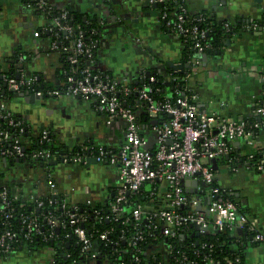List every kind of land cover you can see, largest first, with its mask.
I'll return each mask as SVG.
<instances>
[{"label": "built area", "instance_id": "2783aa9c", "mask_svg": "<svg viewBox=\"0 0 264 264\" xmlns=\"http://www.w3.org/2000/svg\"><path fill=\"white\" fill-rule=\"evenodd\" d=\"M165 1L147 0L146 3L147 6L153 7ZM22 4L42 16L44 22L34 31V36L42 37L47 51L57 53L62 58V67L65 64L67 66L62 72L63 79L59 87L46 91V95L49 97L67 95L92 100L95 109L104 114L108 122L121 120L124 123L125 140L117 151L104 144L92 143L88 148L79 146L72 153L62 154L60 159L62 163H86L88 157L92 156L97 162L116 164L119 183L109 204L110 216L114 221L122 220L123 217L125 218L122 222L129 220V217L125 216L127 212L125 209L129 207L126 206L127 196L140 193L146 183H151L152 188L146 194L151 199L156 198L154 207L146 208L144 203H137L130 206L128 212L134 221V227H139L143 221L147 228H151V224L156 222L153 228L160 229V236L164 239L159 240L157 244L149 245V249L157 251L160 256L165 257L171 253V245L167 243V238L177 236L182 228L188 225L198 226V233L240 229L251 234V240L263 242L264 230L259 227L258 219L241 211L237 202L227 196V189L216 183L212 160L227 156V163L232 170H235L240 162L248 169L264 172V147L251 148L242 154L234 147L237 140L255 147V136L264 131V88L261 100L254 104L251 118L236 119L199 110L196 95L187 87L190 76L202 64V59L198 55L213 48L207 40L205 27V24H211L208 14L189 11L184 0L173 7L170 13L160 11V18L179 38L181 44L191 42L192 53L184 61L187 67L180 72L181 75H168V82L177 84L178 81H182L184 88L177 87L173 95H165L163 99L155 101L149 94L151 91L149 82L154 80L153 76H148L146 80L143 78L140 84H127L93 67L92 64L95 62L93 41L84 40L83 31L70 22L63 7H59V10L52 14L53 5L47 0H32ZM222 27L226 34H230L233 22L224 21ZM259 27L257 21H246L243 24L246 31H254ZM25 58L21 53L17 56V77L8 75L6 68L0 67V88L5 85V89L10 92L30 90L35 95L43 97V92L33 86L37 81L35 75H27L21 70L20 64ZM144 110L148 116L157 117L160 113L167 116L152 127L155 145L151 150L144 147L145 137L141 134L139 114ZM25 129L22 119L15 118L10 110L0 104V158L6 160L17 158L44 164L55 160L48 148L25 152L21 141ZM36 137L39 138V142H48L49 130L43 128ZM259 151H263V156L255 162L253 159ZM50 165L44 169L50 168ZM188 176H194L199 183L203 182L204 185L198 184L195 187L197 194L206 195L208 213L197 210L199 195L194 197L185 191L183 179ZM47 182L52 190L44 196L46 200L42 197H30V201L38 209L44 206L45 201L48 204L55 202L57 197L58 193L54 189L51 175L48 176ZM6 200L7 188L3 186L0 190V254L4 257L13 251L12 244L18 240L19 234L17 230L9 228L13 211ZM61 208L64 209L61 214L64 216L63 220H60L53 210L47 211L44 219L48 228L45 233L41 231L42 225L37 216L21 214L20 224L24 228L21 236L30 239L32 235H42L43 240L47 241L55 237L54 229L65 228L67 229L65 236H73L79 244L80 257H83L85 263L95 264L96 253L83 227L86 216L78 211L77 204H70L64 198L61 201ZM94 213L96 214L94 219L100 217L99 211L94 210ZM142 232L137 230L126 239L129 245L135 247V251H139L136 245L144 238ZM106 237V231L100 234L101 239ZM121 238L125 240L122 234ZM205 247H208V254L203 257L206 260L205 264H220V260L212 258L209 253L212 251V245L203 242L201 248ZM161 248L164 251H161ZM51 250L53 253L51 261L55 264L56 253ZM149 252L148 250L145 255L147 256ZM64 254L68 256V253ZM151 256L154 257V254ZM156 259L160 264L159 257ZM181 259L187 261V256L181 253ZM235 260L238 261L239 258L235 257ZM228 263L231 264V261ZM188 264L195 262L190 260Z\"/></svg>", "mask_w": 264, "mask_h": 264}, {"label": "crops", "instance_id": "0c3cea01", "mask_svg": "<svg viewBox=\"0 0 264 264\" xmlns=\"http://www.w3.org/2000/svg\"><path fill=\"white\" fill-rule=\"evenodd\" d=\"M47 1L56 8L67 7L100 20L102 32L92 65L118 81L140 84L143 78L146 80L148 76H153L149 72L156 69L164 76L165 84L168 85L167 69L181 72L177 65L182 63L185 65L182 71L187 67L181 58L182 44L179 38L170 29L163 27L159 10L148 7L147 0ZM184 1L189 11L204 12L218 20L259 21L260 27L257 30L237 29L226 35L221 53L202 60L201 66L192 73L187 85L188 90L196 95L199 110L236 119L249 118L253 114L254 104L262 98L264 0ZM39 18L41 22H37ZM43 22L44 19L38 12L28 9L20 0H0V66L7 69L9 57L18 48L28 56L23 63L25 74H35L54 86L60 85L62 79L56 75L62 68L60 56L55 52H48L42 37L34 36V31ZM257 31L261 33H256ZM123 51H131L128 59L112 61ZM7 92L5 89V93H0V104L21 117L30 137H36L43 128L51 129L68 150L76 146L88 148L93 143L104 144L117 151L125 140L124 123L121 120L108 122L105 115L95 109L92 100L67 95L40 97L30 91L32 99L37 97L31 103L30 96L20 97L18 92H10L9 96H4ZM141 113L146 112L144 110ZM160 117L148 116L147 123L142 124L144 147L150 150L155 145L152 130L154 124L151 122H159ZM25 139L28 142L29 137L26 136ZM234 147L239 154L251 148H263L264 131L255 136V147H250L242 140L235 141ZM2 159L0 158V183L10 184L17 195L27 200L32 196L42 197L51 192L47 182L49 175L54 189L70 204H106L113 197L119 183L116 164L97 162L92 156L88 159L96 161L94 163L56 162L48 169L35 162L10 163L3 162ZM216 164V183L227 189L249 215L255 216L259 227L264 230V172L248 169L240 162L232 170L225 157L217 159ZM187 189L191 190L187 192L188 195L200 196V208L206 212V195L197 194L192 183ZM144 205L151 208L154 207V202L149 200ZM125 210L129 211L130 206ZM245 234H238L237 230L231 231V235L237 239ZM241 242L243 243V239ZM243 249L244 264H264V243L254 245L247 238ZM161 251H164L163 248ZM52 255V250L46 248L31 252L15 250L0 260L6 264H53ZM25 258L29 260L25 262ZM77 264L91 262L79 261Z\"/></svg>", "mask_w": 264, "mask_h": 264}, {"label": "trees", "instance_id": "16d2710c", "mask_svg": "<svg viewBox=\"0 0 264 264\" xmlns=\"http://www.w3.org/2000/svg\"><path fill=\"white\" fill-rule=\"evenodd\" d=\"M20 1L23 3L32 0H20ZM182 2L183 0H166L164 3H160L156 5V9L159 10V12L165 11L167 13H170L173 10V7L178 6ZM53 8L54 9L52 14L56 13L59 10V8H56L54 6ZM63 8L67 11L70 22H72V24H74L75 26L81 28V30L83 31L84 40L87 42L93 41L92 42L93 51H95L93 58L95 59L96 50L98 48V42H99L98 40L99 37H101V32H102L100 20L92 15H86L84 13L76 12L70 10L67 7H63ZM208 16H209L208 20H210L211 24L209 25L205 24V27H207L206 30L207 40L212 44L213 48L210 50H206L205 53L207 54V56L214 57L215 55L221 53L222 46L224 45L225 37L229 33L226 34L223 31V27H222L224 21L227 20L215 19V17L210 14H208ZM262 18L264 19V16H262ZM245 21L248 20L233 21V30L231 33H234V31L237 29L238 31L243 30L242 24H244ZM161 22L164 28H168L162 19ZM190 47H191L190 41H188L187 43H183L182 45L181 58L183 62L192 53ZM20 53L25 55L26 57L24 60L21 61L20 64V66H22L21 70L24 72L23 63L28 59V56L27 54L16 48L15 51L9 57L8 68L5 69L6 73L10 76L13 77L18 76V71H17L18 68H16V60L18 54ZM66 67L67 66L65 64L60 70L57 71L56 75L59 76L60 79H63L62 72ZM166 71L171 75L172 74L181 75L180 72H173L172 69H167ZM149 73H151V75L154 76V80L152 82H149V85L151 87V91L149 94L151 98L154 99L155 101L163 99L165 95H169V94L173 95L174 89L177 87H180L181 89L184 88V84L182 81H178L177 84L175 82H169L168 85L165 84L164 76L160 74V72L157 71L156 69H152ZM35 77L37 81H35L33 86L35 89L43 92V97H49L46 95V91L59 87V85L54 86L53 84L47 81H43L42 78L41 77L38 78L37 75H35ZM262 88H264V81ZM11 93L10 91H8L4 96H9ZM13 116L15 118H21L14 113ZM157 117L158 118L160 117V121L167 118V116L163 113L158 114ZM139 121L141 123V126L142 124H146L148 121L147 114L140 113ZM24 125L26 129L24 133H22L21 135V141L24 144L25 152H31L35 150L48 148L50 149L51 153L54 155L56 162H60L62 154L70 153V152L72 153L76 151V149L78 148L76 146L68 150L67 146L56 138V135L53 133L51 129H48L50 140L48 142H39L38 137L29 136L26 123H24ZM141 134L143 135L142 128H141ZM26 136L29 137L28 142H26L25 139ZM232 154H234V152ZM262 156H263V151L257 152L255 154V158L253 159V161L256 162ZM31 162H35L38 166L42 168H47V165L51 164L50 162L46 164L37 161H31ZM3 186L7 188L6 202L8 203L9 207L12 208L13 211V216L10 218L9 228L15 229L19 233L18 240L12 244L11 249L13 251L26 250L31 252L33 250H37L41 248L53 249L56 253L55 264H77L79 261L85 262L84 259H82L83 257H80L81 256L80 246L78 243H76V239L73 236L71 237L65 236V233L67 232V229L65 228L63 229L58 228V231L57 228L54 229L53 232L55 237L52 240L49 239L47 241L43 240L42 235H32L30 239H25L23 236H21V234L24 232V228H22L19 219V216L21 214H25L29 216H33V215L37 216L42 225L41 231L43 233H45L46 229L48 228L46 221L44 219V216L46 215L48 210H53L54 214L58 216L60 220H63L64 216L61 215L64 210L61 208V201L63 200L62 195L58 193L57 197L55 198V202L48 204L45 201L44 206L38 209L35 206V204L30 200L24 199L19 195L14 196V194L16 193L12 190L10 184L0 183V190ZM145 186L146 187L148 186L147 190H145L146 189ZM151 188H152V184L146 183L141 189L142 192H145L144 194L141 191L138 194H134V195L129 194L127 196L128 202L126 203V206H133L134 204L137 203L140 204H143L145 202L148 203L149 200H152V202H154L156 198L151 199L146 194V192H148V190H150ZM227 196L231 198L233 201H235L229 193L227 194ZM42 198L46 200V197L42 196ZM111 201L112 198L106 204H94V205L77 204L79 207L78 211L86 216V220L83 222V227L86 229V234L87 236H89V238L92 241V249L96 253L95 264H121V262H123V264H159L158 259H156L157 257H159L160 264H188V261L190 260H193L195 264H205L206 260L203 257L204 255L208 254V247L201 248V244L203 242H207V244L212 245V249H211L212 251L209 253L212 258L219 259L220 264H229L228 261H231V264H244L243 246L244 243L247 241V238L250 239V242L254 245L258 243H264V240L263 242H256L251 240V234L249 233H246L244 236H238L239 238L237 239L235 236H232L231 231L228 230L198 233L197 231L194 230L192 226L188 225L182 228V230L177 234V236L167 238L166 240L167 243H170L171 245V253H169L168 255L166 254L165 257L160 256L157 251H151V249H149V245L153 243L157 244L159 243L158 242L159 240L164 239L163 236H160L161 235L159 233L160 229L153 228V224L156 222L151 224L152 225L151 228H147V226L144 225L145 222L143 221L140 222L139 227H134V221L129 216L128 211L125 213V216L129 217V220L127 222H122V220L125 217H123L122 220L114 221L110 216V212H109V207H110L109 204ZM237 204L239 205V209L241 211L247 213L246 209H244L238 202ZM94 210L99 211L98 215L100 217L94 219V216H96ZM105 216H107V218ZM137 230H142L143 231L142 235L144 237L143 240H141L140 243L136 245L139 251H135L134 250L135 247L129 245L128 242L126 241V239H129ZM104 231H106L107 237L105 239H101L100 234ZM121 234L125 240L121 238ZM242 239H243V243L241 242ZM148 250L150 252L146 256L145 254L148 252ZM64 253H68V256H66ZM181 253H184L187 256V261H182ZM151 254H154V257L151 256ZM235 257H238L239 260L236 261ZM0 258H4V256L0 254ZM135 258H137V260H135Z\"/></svg>", "mask_w": 264, "mask_h": 264}, {"label": "water", "instance_id": "95a60500", "mask_svg": "<svg viewBox=\"0 0 264 264\" xmlns=\"http://www.w3.org/2000/svg\"><path fill=\"white\" fill-rule=\"evenodd\" d=\"M153 7L154 8H156V5H153ZM260 31H257L256 33H259ZM261 33V32H260ZM198 57H200V58H202V60H206L207 59V54L206 53H203V54H199L198 55ZM173 66L172 67H175V65L174 64H172ZM184 64L182 63V64H179V65H177V67H179L180 69H181V72H182V70H183V68H184ZM147 75H148V73H147ZM38 78H39V76H38ZM5 85H3V88H2V90L0 91V93L1 94H3V93H5ZM20 97H24V96H30V102L31 103H34L36 100H37V97L35 98V99H32V96L31 95H33V94H31V92H30V90H22V91H20V92H18L17 93ZM39 98V97H38ZM152 124H157L158 123V121L157 120H153L152 122H151ZM225 158H227V156H225ZM2 161L3 162H10V163H13V162H16V163H18V162H21V161H25L24 159H17V158H15L14 160H6L5 158H3L2 159ZM87 162L88 163H94V162H96V161H93V160H87ZM50 163L52 164V165H54V164H56V161L55 160H51L50 161ZM212 168L213 169H216L217 168V164H216V160L215 159H213L212 160ZM190 183H192L194 186H197L199 183H198V179L197 178H195L194 176H188V177H186V178H184L183 179V185L186 187L185 188V191L186 192H188V191H191V190H189V189H187V186H189L190 185ZM200 184L201 185H204L203 184V182H200ZM197 210H201V208H200V204H198V206H197ZM202 211V210H201ZM206 213H208L207 211H206ZM193 228H194V230L195 231H198V226H196V225H191ZM57 231H58V228H57ZM237 233L238 234H240V233H242V231L240 230V229H237Z\"/></svg>", "mask_w": 264, "mask_h": 264}, {"label": "rangeland", "instance_id": "374dc122", "mask_svg": "<svg viewBox=\"0 0 264 264\" xmlns=\"http://www.w3.org/2000/svg\"><path fill=\"white\" fill-rule=\"evenodd\" d=\"M41 21H42L41 18H39L37 20V22H41ZM130 55H131V51H125V52L123 51V52H120L119 55L117 54L116 58H113L112 61L115 62L117 60V61L120 62L121 59L124 61V60L128 59L130 57ZM22 252L25 253L24 251H22ZM28 258H29V256H28ZM28 258H25L24 261L27 262L29 259H31V258H29V259ZM0 264H6V262L0 260Z\"/></svg>", "mask_w": 264, "mask_h": 264}]
</instances>
